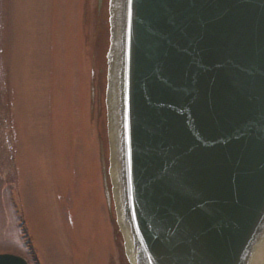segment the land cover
<instances>
[{
  "label": "water",
  "instance_id": "water-1",
  "mask_svg": "<svg viewBox=\"0 0 264 264\" xmlns=\"http://www.w3.org/2000/svg\"><path fill=\"white\" fill-rule=\"evenodd\" d=\"M109 14V176L129 263L264 264V0H110Z\"/></svg>",
  "mask_w": 264,
  "mask_h": 264
},
{
  "label": "rangeland",
  "instance_id": "rangeland-1",
  "mask_svg": "<svg viewBox=\"0 0 264 264\" xmlns=\"http://www.w3.org/2000/svg\"><path fill=\"white\" fill-rule=\"evenodd\" d=\"M109 3L0 0V255L129 264L109 176Z\"/></svg>",
  "mask_w": 264,
  "mask_h": 264
},
{
  "label": "trees",
  "instance_id": "trees-1",
  "mask_svg": "<svg viewBox=\"0 0 264 264\" xmlns=\"http://www.w3.org/2000/svg\"><path fill=\"white\" fill-rule=\"evenodd\" d=\"M117 233H118V230H117ZM33 253V251H31Z\"/></svg>",
  "mask_w": 264,
  "mask_h": 264
}]
</instances>
